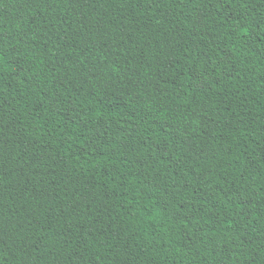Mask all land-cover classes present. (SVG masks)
Listing matches in <instances>:
<instances>
[{
    "label": "trees",
    "instance_id": "16d2710c",
    "mask_svg": "<svg viewBox=\"0 0 264 264\" xmlns=\"http://www.w3.org/2000/svg\"><path fill=\"white\" fill-rule=\"evenodd\" d=\"M0 264H264V0H0Z\"/></svg>",
    "mask_w": 264,
    "mask_h": 264
}]
</instances>
